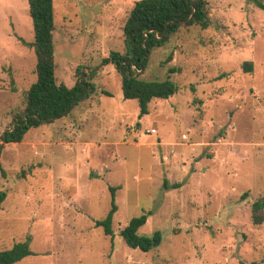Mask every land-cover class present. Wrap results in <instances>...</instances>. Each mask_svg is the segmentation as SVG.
<instances>
[{
    "label": "rangeland",
    "instance_id": "rangeland-1",
    "mask_svg": "<svg viewBox=\"0 0 264 264\" xmlns=\"http://www.w3.org/2000/svg\"><path fill=\"white\" fill-rule=\"evenodd\" d=\"M135 1L55 0L58 82L74 86L82 66L96 91L4 144L0 249L28 241L32 253L17 264H264V223L252 220L264 196V0H209L208 28L184 25L155 49L142 78L171 79L177 92L142 117L110 57L124 51ZM34 40L28 0H0V141L37 79L22 42ZM87 140L100 146L89 159ZM113 198L111 236L97 221ZM143 213L139 234L163 237L150 251L120 235Z\"/></svg>",
    "mask_w": 264,
    "mask_h": 264
},
{
    "label": "trees",
    "instance_id": "trees-1",
    "mask_svg": "<svg viewBox=\"0 0 264 264\" xmlns=\"http://www.w3.org/2000/svg\"><path fill=\"white\" fill-rule=\"evenodd\" d=\"M33 22L35 40L22 41L33 48L36 55L37 79L26 95L25 107L15 112L12 126L1 136L0 173L4 175L2 154L4 143H20L31 128L47 125L67 116L77 105L92 96L96 86L92 76L80 66L77 81L72 87L59 83L57 78L56 40H55V0H28ZM261 5V4H260ZM199 26L206 29L211 25L209 0H136L129 12L124 26V51H112L110 57L122 78L125 99H138L141 114L149 112V104L154 98L168 99L177 92L171 79L147 80L142 78L153 51L164 46L172 36L179 33L182 26ZM109 60V59H108ZM245 70H252V62L243 64ZM92 72L95 70L91 69ZM165 187H181V183ZM114 192L117 188H111ZM7 198V192H0V209ZM113 207L104 220L97 225L105 228L107 235L113 236L112 221L117 211ZM146 213L133 218L120 231L125 242L144 251L157 248L162 243V233L157 231L153 237L141 236L139 229L147 223ZM252 220L255 225L264 223V196L252 204ZM32 253L29 242L16 244L12 249H0V264H17Z\"/></svg>",
    "mask_w": 264,
    "mask_h": 264
},
{
    "label": "crops",
    "instance_id": "crops-1",
    "mask_svg": "<svg viewBox=\"0 0 264 264\" xmlns=\"http://www.w3.org/2000/svg\"><path fill=\"white\" fill-rule=\"evenodd\" d=\"M54 123V122H53ZM52 124V123H51ZM154 128V127H153ZM151 129V128H150ZM149 130V129H148ZM148 130H147V132H148ZM150 134V133H149ZM94 142V141H93ZM92 141H89V140H87L85 143H83L84 144V146H83V148H82V153L83 154H85L86 156H88L87 158L89 159V148L90 147H92V145H94V146H98V147H100L99 145H98V142H96V143H93ZM117 142L118 141H115V140H113V141H108L107 139H105V141H104V143H107V144H113V145H119V144H117ZM159 142H161V138H159ZM42 143V142H41ZM75 143H77V142H75ZM75 143H74V141H73V145H75ZM5 145L6 144H8V143H4ZM43 144H46V145H48V143L46 142V141H44L43 142ZM5 148V147H4ZM4 151V150H3ZM1 161H2V158H1ZM3 165V164H2ZM107 166V165H106ZM91 177H94V176H92L91 175ZM91 179V178H90ZM91 180H93V178L91 179ZM165 181H167V180H165ZM168 182V181H167ZM178 182H174V183H170V182H168V184L170 185V186H173L174 184H177ZM165 186V185H164ZM111 187V186H110ZM115 187V186H114ZM112 188V187H111ZM110 188V189H111ZM166 189H170V188H172V189H176V188H174V187H165ZM118 189V188H117ZM116 189V190H117Z\"/></svg>",
    "mask_w": 264,
    "mask_h": 264
},
{
    "label": "built area",
    "instance_id": "built-area-1",
    "mask_svg": "<svg viewBox=\"0 0 264 264\" xmlns=\"http://www.w3.org/2000/svg\"><path fill=\"white\" fill-rule=\"evenodd\" d=\"M156 132H157L156 128H151V129L148 130V133H150V134H153V133H156ZM184 137H186V136H184Z\"/></svg>",
    "mask_w": 264,
    "mask_h": 264
}]
</instances>
